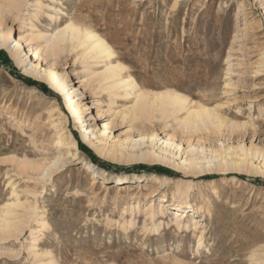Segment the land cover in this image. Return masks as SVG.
Wrapping results in <instances>:
<instances>
[{
    "label": "rangeland",
    "instance_id": "374dc122",
    "mask_svg": "<svg viewBox=\"0 0 264 264\" xmlns=\"http://www.w3.org/2000/svg\"><path fill=\"white\" fill-rule=\"evenodd\" d=\"M69 21L106 39L113 62L125 65L144 91L181 93L215 108L224 125L187 133L170 116L166 126L132 125L123 117L132 99L97 84L93 73L102 65L94 66L83 48L67 45L59 54L45 48L47 37ZM3 35L0 211L15 206L6 220L10 230L0 228V264H264V186L253 182H264V0H0ZM50 67L71 76L59 80L61 90L48 78ZM18 76L43 83L59 99ZM73 86L83 89V104L93 106L82 119ZM106 124V148L150 129L181 146L178 159L187 152L229 153L214 164L236 169L194 178L169 163L128 162L127 153L101 156L82 139L81 128L97 133ZM69 133L79 152L56 145ZM153 167L167 175L148 170ZM163 196L203 214L161 208ZM201 232L204 247L197 252Z\"/></svg>",
    "mask_w": 264,
    "mask_h": 264
},
{
    "label": "bare ground",
    "instance_id": "6f19581e",
    "mask_svg": "<svg viewBox=\"0 0 264 264\" xmlns=\"http://www.w3.org/2000/svg\"><path fill=\"white\" fill-rule=\"evenodd\" d=\"M6 41V36H1L0 47H3L5 44H7ZM67 45H71L74 49L79 47L83 48L84 56L89 58L93 62L94 66L98 67V65H102V69H95L93 73V78H95L96 82H98L97 84L105 85L107 91L112 93L114 97H121L122 95H125L132 99V106L128 110V114L124 113L123 116L125 119L130 117L132 125L136 124L141 125V127L148 128L149 125L153 126L155 121H157L163 122L166 126V123L170 122V117H174L173 122L179 128H183V130L187 131V133H197L204 130H210L214 128L216 129L224 125L225 121L218 115L215 108L197 105L194 102L191 103V101H189V99L181 93L176 91H164L158 93H149L144 91L135 78L126 75L125 70L127 67L125 65L118 62H113L115 53L112 47L107 42V40L101 37L97 32L89 30L88 28H81L74 22L69 21L65 27L55 31L53 34L48 36L45 41V48L47 50L49 49V52L58 54ZM17 47L19 50L23 48L20 41H17ZM33 55L35 59L39 61V54L34 52ZM32 68L33 67L31 66L27 72H31ZM48 72L50 76L48 78L52 80V85L59 90L63 88L62 84L67 83L66 80L71 79L68 71H66L65 74L61 76H57L55 71L50 67ZM55 76H57V79L53 80ZM60 79L63 80L62 84L59 82ZM57 86L61 88H58ZM72 90L76 98L75 103L79 107L78 118H85L91 113L90 110L93 109V106L88 107L86 104H83L85 93L83 92L82 88H76L73 86ZM68 107L71 108L70 105H68ZM183 112L186 113V116L179 120L177 115ZM154 113H158L160 118L154 116ZM177 120L179 121L177 122ZM109 129L110 126L106 124L103 132L99 130L97 133H95L94 127L92 126L89 128L82 127L81 137L84 141L88 142V144H90V146H92L101 156L116 159L118 156H122L127 153L128 162L162 164L169 163L178 166L186 173V175L192 176L194 178H198L202 172L206 171L219 172L236 169V165L234 164L228 167H222L220 164H214V162L220 158L222 159L224 156H229V153L224 155L222 153L213 151L212 153L214 157L207 158L206 156H200L198 153L187 152L186 154L189 157H186L184 160L183 158L178 159V154H181V146H174V143H172L170 140L162 141L159 139L158 134L151 132L150 129H147L148 134H142L138 139L128 138L123 140L121 143L106 148L103 144L109 138ZM55 143L58 147L66 146L70 149H75L76 152H79L78 143L76 140H74L71 133L66 135L65 138H58ZM175 150L177 151L175 152ZM241 151L244 152L243 149H241ZM205 162L210 164L209 168L207 169H203L204 167L200 166ZM87 166L89 169L96 168V166L91 163L87 164ZM116 180L118 184H123V182L125 184L128 182L126 181L128 178H126L125 181L122 178H117ZM159 180L169 182L172 179L163 177ZM177 190L178 194H183L181 187H178ZM14 206L15 205L13 203H7L1 208L0 228L4 229V232H8L10 230L9 223H7L6 220L11 215V209ZM160 206L161 208L171 207L175 212L176 209H181L187 214H189L192 210L193 216H196V218H199L198 215L203 214L202 209H198L196 211L190 204L184 202L183 200H176L172 202L169 201L166 196L162 197ZM179 220L180 219L176 217V222H178V225L180 226L182 223H179ZM192 227L196 229V223H194ZM186 228H189L188 225H186ZM203 234L204 232H201V238L198 244L197 252L204 247L202 242L204 239ZM46 255H48V252H45V256ZM53 262L54 261L51 259L48 264H54Z\"/></svg>",
    "mask_w": 264,
    "mask_h": 264
},
{
    "label": "trees",
    "instance_id": "16d2710c",
    "mask_svg": "<svg viewBox=\"0 0 264 264\" xmlns=\"http://www.w3.org/2000/svg\"><path fill=\"white\" fill-rule=\"evenodd\" d=\"M18 78L23 81L26 82L27 84L36 87L38 90L42 91V92H46V94H48L51 97H57L53 92H51L50 90H48L46 88V86L43 83L40 82H35L32 81L26 77L23 76H18ZM57 99H59V97H57ZM79 147L80 149L86 154L88 155V157H90L96 164H98L99 166L106 168V169H110V166L107 163H104L103 161H101L100 159L96 158V156L93 154V152L91 150H89L84 144H82L81 142H79ZM148 170L150 171H154L160 175H167V171L166 170H161L157 167H153V168H149ZM131 173H135V171H137V168H132ZM169 174V173H168ZM255 184H259L261 186H264V182H261L260 180H254L253 181Z\"/></svg>",
    "mask_w": 264,
    "mask_h": 264
}]
</instances>
